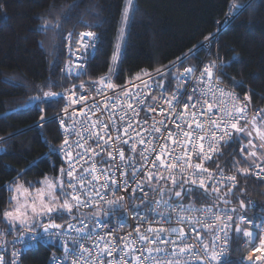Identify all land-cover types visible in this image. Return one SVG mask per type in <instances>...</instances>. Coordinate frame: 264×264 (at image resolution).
<instances>
[{"label": "snow or ice", "instance_id": "1", "mask_svg": "<svg viewBox=\"0 0 264 264\" xmlns=\"http://www.w3.org/2000/svg\"><path fill=\"white\" fill-rule=\"evenodd\" d=\"M245 7L233 0L225 19L217 22V33L219 24H230ZM134 9L133 0H126L107 73L73 84L63 94L49 90L30 98L47 106L62 96L68 101L62 112L68 118L72 109V122L60 120L64 139L58 148L49 146L44 154L62 159L58 177L45 176L34 191L31 184L25 187L19 181L6 186L11 195L7 206L0 210V223L6 225L0 230V244L14 246L25 233L31 238L29 246L42 236L59 239L63 260L68 264H231L225 257L233 230L242 232L251 243L256 232L242 225L264 229V219L255 223L244 214L243 199L238 207H227L229 196L239 199L235 192L237 174L254 175L264 181V109L249 118V97L240 102L234 93L220 86L215 71L223 63L215 60L205 64L196 76L195 66L173 72L172 67L183 63L177 57L171 66L154 72L141 70L125 86L115 84L125 28ZM39 27L53 28L59 35L60 22L45 20ZM213 39L215 34L209 33L201 43L210 45ZM76 44L75 52L69 49L74 61L61 69L73 78L87 73L97 34L82 32ZM199 50L194 45L188 55L195 56ZM172 80L176 84L169 92ZM54 85L48 82L49 88ZM75 105H80L79 111L73 108ZM46 119L41 116L40 126ZM242 137L247 139L240 147L247 167L241 168L240 161H233L235 173L226 175L219 165L216 171L204 166L220 154L222 143H235ZM109 191L112 198H107ZM116 191L124 195L116 197ZM190 196L193 201L211 199L213 203L199 207L195 202L185 204ZM137 200L139 203H133ZM119 208L131 210L135 227L117 217L121 227L128 224L131 228L117 236L115 230L107 231L103 219L110 221ZM84 209L90 211L85 213ZM63 216L68 220L57 223ZM13 232L16 238L8 241L6 237ZM20 254V250L12 252L14 258ZM0 264H8L3 253ZM11 264H18V259Z\"/></svg>", "mask_w": 264, "mask_h": 264}, {"label": "trees", "instance_id": "2", "mask_svg": "<svg viewBox=\"0 0 264 264\" xmlns=\"http://www.w3.org/2000/svg\"><path fill=\"white\" fill-rule=\"evenodd\" d=\"M232 2L134 0L119 78L114 77L113 81L125 82L141 70L154 71L187 53L209 33L217 32V22L226 17ZM124 3L125 0H0V210L7 206L11 193L6 186L13 181L36 182L45 176H59L62 159L44 154L49 146L57 148L61 143L53 116L60 111L63 99L56 97L46 106L30 98L42 95L43 91L61 92L85 77L96 79L108 72ZM235 3L246 7L219 31L210 56L200 48L186 62L196 63L202 57L214 59L217 64L222 62L223 67L218 69L220 80L247 95L254 107L264 109V0H235ZM45 20L60 22L59 35L53 28L39 27ZM86 31L99 37L87 73L76 78L62 74L61 66L68 59L65 36L71 33L72 40H76ZM49 81L55 82L51 88ZM42 115L47 119L40 126ZM240 145L241 139L221 146L220 154L207 165L214 169L219 165L225 172L234 173L233 161H240L241 168L247 167ZM237 180L235 192L239 199L229 196L231 203L227 206L238 207L243 199L244 214L264 218V181L239 174ZM240 189H244L243 194ZM184 202L213 203L211 199L193 201L191 196ZM67 220L63 216L56 222ZM5 228L0 223V230ZM15 236L13 232L6 239L11 241ZM240 242V234L234 233L232 249L226 258L231 264H241L237 260L242 251ZM57 251L55 245L40 244L23 252L21 262L50 264L51 255Z\"/></svg>", "mask_w": 264, "mask_h": 264}, {"label": "built area", "instance_id": "3", "mask_svg": "<svg viewBox=\"0 0 264 264\" xmlns=\"http://www.w3.org/2000/svg\"><path fill=\"white\" fill-rule=\"evenodd\" d=\"M224 27H225L224 24H219V31L221 29H223ZM218 33L217 32L213 33V34H215V39L212 40L210 45H206V42L204 44L200 43V44L197 45L199 48L203 49L204 52H206V54L208 56H210V54H209L210 50L212 48L213 42L216 40V38L218 36ZM68 37H69V35H67L65 37V50H66V54H67L68 59H67V61L64 64H62V69L65 68V66L67 64H69L70 62L74 61V59H75L72 55H70L69 49L71 48L73 52H75L76 49H77L76 41L78 40L79 36L76 38V40H72V38L68 39ZM202 42H204V40ZM98 43H99V37L97 35V46H98ZM97 46H96V49H97ZM95 53H96V50L93 53V57H94ZM188 54H189V51L187 53H185V54L180 56L183 59V63L178 64L176 67H172V71L173 72H178V71L182 72L185 67L195 66L197 68V71H196L195 75L198 76L199 75V70L202 69L204 67V65L207 64L209 61H213L214 60V59L209 60L208 58L206 59V58L202 57L196 63H194V62L190 63V62H186V60L191 57V55H188ZM185 56H187V58H185ZM176 61H177V58L174 59L173 61H171L170 63H168L167 65L171 66V64L176 62ZM146 72H154V71H146ZM62 74L66 75L65 73H62ZM215 76L219 77L218 76V69L215 71ZM88 80H94V79H91V78H88V77H85V79H83V81H88ZM129 80H127V81H129ZM79 83H80V81L77 84H79ZM114 83L117 84V85H120V86H125L126 81L122 82V83H116V82H114ZM175 84H176V81L172 80L171 84L169 85V89H168L169 92L171 91V88L175 86ZM128 86L131 87L132 85H128ZM189 86L191 87V84ZM220 86L223 87L226 91L234 93L239 98L240 102L244 101V97L246 95L241 94L235 88H232V87L228 86L227 84H225L221 80H220ZM70 87H68V88H70ZM59 93L63 94V90L61 92H59ZM154 94H156V93H154ZM61 98H62V96H61ZM62 99H63V103H62L60 111L53 116V119H56L57 124L59 126V130H60V133H61V143H62V141L64 139V132H63V129L60 127V120L61 119H66V123H69V124L72 122L71 119H70L72 109H69V117L65 118L64 113L62 112V109L65 108L66 104H68V101L66 99H64V98H62ZM79 107H80V105L73 106V108L76 111H79ZM260 109H263V108L254 107L252 105V103L250 102V100H249L248 111H247L248 117L251 118ZM141 115H143V114H141ZM73 139H75V137H73ZM60 144L58 145V147L60 146ZM223 145H225V144L222 143L220 145V147L223 146ZM210 161L205 162L204 166L209 171H216V169H214V168H212V167L207 165ZM195 162L199 163V160H197ZM225 174L226 175H232V174H234V172H225ZM250 176L253 179H255V180H259L254 175H250ZM259 181H262V180H259ZM225 191H226V189H225ZM112 195H113L112 192L109 191L107 198H112ZM123 195H124L123 191H116L115 192V196L116 197H120V196H123ZM150 196H151V194H150ZM133 203H139V201L138 200L137 201H133ZM184 203L188 204L187 202H184ZM196 205L199 207L200 205H210V204H196ZM220 207L223 208L225 206H220ZM228 208L231 209L232 207H228ZM82 211H86L87 212V211H90V210L89 209H84ZM131 216H132V213H131L130 209L129 210H126L125 208L116 209L115 214L112 215V217H114L112 220L109 221L108 219H106V217L103 219L104 227L109 232H112L113 230H115L116 233H117V236L122 235V234L130 231L131 228L135 227V221L131 220ZM246 216L248 218L253 219L255 221V223H259L261 219H264V218H258L257 219V218H254V217L248 216V215H246ZM117 217H122V218H125V219L129 220L130 223H131V228L128 226V224H125L123 227H121L117 223ZM150 219H151V217H150ZM85 223L88 224L89 221L85 220ZM89 226L91 227V225H89ZM242 227L245 228V229H249V230H252V231L256 232V237H255V240L253 242L249 243L248 240L243 237V233L242 232L239 233L240 236H241L240 244H241V247H242V251L237 256V260L241 264H264V247L261 246V240L264 239V229H256L254 227V225H247V224H243ZM38 231L42 232V230H38ZM234 233H235V231L233 230V233L231 234V239H230V242H229L228 252H227V255H226L225 258H227L229 256L230 252H231L232 244H233V234ZM220 235L222 236L223 233H221ZM15 238H16V236L12 240H14ZM30 243H31V238H30V236L27 233H25V235L23 237H20L19 242L15 243L14 246L12 244H8L7 246H5V245L4 246H0V253H3L5 255V259H6V261H8V264H11V261L13 259H18V264H22L21 256H22L23 252H25L26 250H28L30 248L36 247V246H38L40 244H50V245H55V246L58 247V251L53 253L51 255V257H50V264H55L56 261H61V264H68V262L63 260L64 249H63L61 240H59V239H51V238H48L46 236H42V237L38 238V242H36L34 244H31V246H29ZM69 245L71 246V242L70 241H69ZM14 249L15 250H20V252H21V254H20V256L18 258H14L13 255H12V252H13Z\"/></svg>", "mask_w": 264, "mask_h": 264}, {"label": "rangeland", "instance_id": "4", "mask_svg": "<svg viewBox=\"0 0 264 264\" xmlns=\"http://www.w3.org/2000/svg\"><path fill=\"white\" fill-rule=\"evenodd\" d=\"M133 3H134V0H133ZM125 5H126V0H125V3H124V7H125ZM124 9V8H123ZM123 9H122V11H123ZM122 11H121V16H120V20H119V24H118V29H117V35H116V41H115V45H116V43H117V38H118V32H119V29H120V27H121V19H122ZM132 10H130V15H131V12ZM129 25V24H128ZM128 25L126 26V28H125V37H126V33H127V28H128ZM125 37H124V40H125ZM124 40L122 41V46L124 45ZM114 49H115V46H114ZM242 143H244V144H246L247 143V139L246 138H241V144ZM240 147H241V145H240ZM47 177H53V176H47ZM45 178V177H44ZM44 178H42V179H40V180H38V181H36V182H31V181H25V180H21V179H17V180H15V181H19L20 183H22V184H24V186L25 187H29V184H31V186H32V188H31V190H35V188H38V187H40V184L38 183L39 181H41V180H43ZM14 182V181H13ZM12 182V183H13ZM12 183H10V184H12ZM151 194V193H150ZM167 198V197H166ZM85 213H88L89 211H84ZM15 233V232H14ZM15 234H17V233H15Z\"/></svg>", "mask_w": 264, "mask_h": 264}, {"label": "bare ground", "instance_id": "5", "mask_svg": "<svg viewBox=\"0 0 264 264\" xmlns=\"http://www.w3.org/2000/svg\"><path fill=\"white\" fill-rule=\"evenodd\" d=\"M69 34H71V33H69ZM69 34H67V35H69ZM67 35H66V36H67ZM66 36H65V37H66ZM71 38H72V34H71ZM66 55H67V54H66ZM66 61H67V60H66ZM61 69H62V66H61ZM61 69H60V70H61ZM60 72H61V71H60Z\"/></svg>", "mask_w": 264, "mask_h": 264}]
</instances>
